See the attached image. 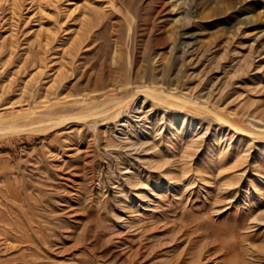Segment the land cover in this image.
<instances>
[{
  "label": "rangeland",
  "instance_id": "rangeland-1",
  "mask_svg": "<svg viewBox=\"0 0 264 264\" xmlns=\"http://www.w3.org/2000/svg\"><path fill=\"white\" fill-rule=\"evenodd\" d=\"M54 118L0 136V264H264V0H0V126Z\"/></svg>",
  "mask_w": 264,
  "mask_h": 264
},
{
  "label": "bare ground",
  "instance_id": "bare-ground-1",
  "mask_svg": "<svg viewBox=\"0 0 264 264\" xmlns=\"http://www.w3.org/2000/svg\"><path fill=\"white\" fill-rule=\"evenodd\" d=\"M130 86H131L130 93L133 94V96L137 95L139 92L135 91V86H133V83H131ZM147 92H148V95H149L150 94V90H147ZM146 95H147V93L145 94V97H146ZM160 95L162 97H164V96L168 97V95H166L165 93H160ZM150 96H153V94H150ZM161 96H159V97H161ZM170 97L173 98L174 96H170ZM179 101H183V100H179ZM183 102L188 103L189 101L188 102L187 101H183ZM191 104L193 106H195V107H199L200 109L206 108L205 106L204 107H200V105H198L197 103H191ZM68 120L67 119L65 120L64 118H56V119L54 118V119L48 121V123H45V125H42V126H39L40 123H39V125L29 124L27 126H19V125L14 124V123L10 124V125H1L0 126V136L13 135V134L17 135V134H29V133L30 134L31 133H38L39 134V133H45V132L47 133V131L51 132L52 129L58 128L59 126L61 127V124L64 123L65 121H68ZM230 126L234 127L232 124H230ZM240 131H242V130L240 129ZM39 135H41V134H39Z\"/></svg>",
  "mask_w": 264,
  "mask_h": 264
}]
</instances>
